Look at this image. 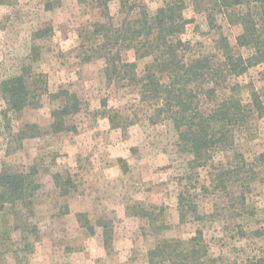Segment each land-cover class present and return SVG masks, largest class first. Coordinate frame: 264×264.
<instances>
[{"label":"rangeland","instance_id":"obj_1","mask_svg":"<svg viewBox=\"0 0 264 264\" xmlns=\"http://www.w3.org/2000/svg\"><path fill=\"white\" fill-rule=\"evenodd\" d=\"M123 1L136 16L142 10L154 15L171 0H0V84L32 67L46 76L49 90L37 99L39 107L21 113L10 111L0 91V173L34 170L41 186L29 209L17 204L0 212V264H151L148 254L157 244L187 243L198 231L209 250L203 264H264V170L257 159L264 154V114L236 131V148L250 165L226 190L217 175L237 164L233 152L217 154L208 167H190L193 157L179 147L173 123H150L156 102L141 101L126 83L110 82L103 59L87 62L95 43L80 48V35L104 22L106 6L116 24L123 21ZM184 1L190 23L181 38L190 43L188 58L219 59V33L236 54H250L236 45L242 28L230 25L209 0ZM123 59L137 62L139 74L149 62L136 61L133 50ZM235 86L244 103L258 93L264 108V66L228 77L219 99ZM61 90L77 93L82 110L67 119L75 132L53 134L51 114L63 104L55 97ZM77 209L82 212L70 215ZM103 225L112 230L108 248ZM91 229L102 232L104 252L95 245L89 262V253L85 261L79 253L88 248Z\"/></svg>","mask_w":264,"mask_h":264},{"label":"trees","instance_id":"obj_2","mask_svg":"<svg viewBox=\"0 0 264 264\" xmlns=\"http://www.w3.org/2000/svg\"><path fill=\"white\" fill-rule=\"evenodd\" d=\"M209 2L214 10L225 16L230 25L242 28L236 38V45L250 50L248 56L236 54L228 38L219 33L216 41L219 59L210 55L188 58L190 43L181 38L190 23L184 15V0L165 2L154 15L142 10L136 12V16L130 15V9L128 11L123 1L121 12L128 14L120 24L115 23L106 6L104 22L90 25L91 30L80 35V48H84L86 41L95 43L96 51L87 56V62L94 57L103 59L105 74L110 82L126 83L137 89L141 101L156 102L154 113L149 118L150 123L157 124L165 119L173 123L179 147L193 157L189 161L190 167H208L217 154L233 152L237 164L217 175L221 179L222 189L226 190L227 182L250 165L236 148L235 133L245 127L254 115L262 117L264 108L256 92H252L250 103H244L236 92L238 86L223 99H219L218 89L228 77L241 76L251 68L264 66V0ZM209 21L211 25L216 22L211 14ZM131 50L135 53L136 61L149 59L142 74L138 73L137 62L123 59V53ZM31 59L33 63L37 60L36 56H31ZM0 91L10 111L15 113L39 107L41 103L37 99L49 93L46 76L33 72L32 67L25 68L19 77L3 81ZM55 97L62 99L63 104L51 114L53 122L50 132H75L76 128L69 126L67 119L82 110L78 94L61 90ZM203 101L210 104L209 109L204 108ZM117 118V111L109 116L114 128L118 126ZM30 129L37 130L35 126H30ZM17 135L22 137V132ZM257 159L264 170V154ZM35 174L34 170H1L0 212L9 205L14 207L20 204L26 209L33 206L41 189ZM180 200H183L182 194ZM83 216L78 215L79 222ZM103 229L104 245L108 248L112 230L108 225H103ZM90 234H94V229H91ZM148 255L151 264H203L209 250L202 231H198L187 243L180 240L165 241L157 244Z\"/></svg>","mask_w":264,"mask_h":264},{"label":"crops","instance_id":"obj_3","mask_svg":"<svg viewBox=\"0 0 264 264\" xmlns=\"http://www.w3.org/2000/svg\"><path fill=\"white\" fill-rule=\"evenodd\" d=\"M94 173H95V175H103V171L102 170H94ZM88 177L90 176V174L89 175H87ZM92 179V178H91ZM101 209H103V208H101ZM103 210H105V209H103ZM115 211H116V213L117 214H119V215H122L123 214V209L120 207V206H117V207H115ZM79 212H82L80 209H77L75 212H73L72 213V211H71V214L70 215H76V214H78ZM77 223V222H76ZM124 228H122L120 231L122 232V230H123ZM101 235V236H100ZM103 234H102V232H97V229H94V234L93 235H91V237H90V239H91V241H89L88 242V244H87V247L88 248H86V250H84V252H80L79 253V258H81L82 256H84V258H82V259H84V261H85V259H86V256H87V253H89V255H88V257H89V262H91L93 259H94V257H95V245H97L98 246V248L100 249V248H102V250H101V253L102 252H104V245L102 244V246H101V242H103ZM89 239V240H90ZM118 242H120L119 240H118ZM101 246V247H100ZM118 249H121L120 251H121V254H129V251H127L128 249L126 248V250H124V249H122V248H118ZM120 254V255H121ZM119 255V256H120ZM82 264H86V263H82Z\"/></svg>","mask_w":264,"mask_h":264}]
</instances>
